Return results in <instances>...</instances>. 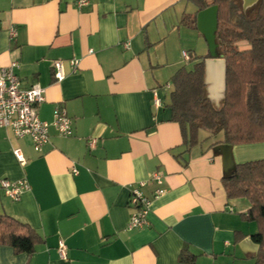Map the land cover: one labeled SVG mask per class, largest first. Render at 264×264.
<instances>
[{
	"label": "crops",
	"instance_id": "0c3cea01",
	"mask_svg": "<svg viewBox=\"0 0 264 264\" xmlns=\"http://www.w3.org/2000/svg\"><path fill=\"white\" fill-rule=\"evenodd\" d=\"M239 1L245 9L258 2ZM77 2L0 0V67L18 60L23 87L45 88L40 117L52 121L62 106L74 128L73 135L60 136L51 127L41 152L29 137L0 128V179L29 184L17 201L0 188V213L29 224L43 239L31 255L0 245V264H254L257 224L243 217L250 201L229 198L223 185L227 172L215 149L223 134L201 130L190 147L172 120L167 81L210 53L199 28L182 21L193 20L197 6L190 0ZM72 58L80 59L76 71ZM55 60L64 65L61 81ZM205 64L207 95L219 104L225 60L213 56ZM93 137L96 146L89 148ZM232 152L235 163L263 159L264 142L233 145ZM155 173L164 176L166 192L153 200L149 224L128 230L131 188L147 181L144 192L152 196ZM61 240L67 258L59 254ZM184 248L194 262L179 260Z\"/></svg>",
	"mask_w": 264,
	"mask_h": 264
},
{
	"label": "trees",
	"instance_id": "16d2710c",
	"mask_svg": "<svg viewBox=\"0 0 264 264\" xmlns=\"http://www.w3.org/2000/svg\"><path fill=\"white\" fill-rule=\"evenodd\" d=\"M190 1L198 12L218 6L217 57L225 60L226 67L220 106H216L206 91L205 60L213 57L210 53L198 61L195 58L192 68L180 67L172 76V120L180 124L184 143L190 147L196 145L201 130L212 135L222 133V139L215 144L264 142V0H258L248 9L239 0ZM197 13L193 20L184 16L182 21L197 28ZM242 43L248 46L241 47ZM222 182L229 198L250 201L251 207L243 217L257 223V232L251 235L258 247L254 264H264V158L235 163ZM42 241L29 224L0 213V245L31 255ZM195 259L186 248L179 256L181 262Z\"/></svg>",
	"mask_w": 264,
	"mask_h": 264
},
{
	"label": "built area",
	"instance_id": "2783aa9c",
	"mask_svg": "<svg viewBox=\"0 0 264 264\" xmlns=\"http://www.w3.org/2000/svg\"><path fill=\"white\" fill-rule=\"evenodd\" d=\"M89 3V0H78L79 7ZM11 37L17 35L15 27L10 28ZM125 42L124 46L128 47ZM91 51V50H90ZM184 57H190L184 52ZM80 59H70V64L74 71L79 66ZM20 67L18 60H13L9 66L0 67V128L9 129L14 136L18 138L29 137L32 140L33 147L37 152H41L44 146L50 141V129L54 127L60 136H71L74 133L73 119L69 116L65 107L57 106L54 109V118L52 121L43 120L39 113V105L45 101V88L39 83L30 87H23L22 81L17 74ZM54 76L57 81L65 78V70L62 60L53 62ZM168 88L170 84H167ZM156 107L162 105V99L156 96L154 100ZM97 138L93 137L89 141V148H94ZM15 155L22 164L26 163V158L20 148L14 150ZM74 174L79 169L72 168ZM156 183V189L152 196L144 192L147 181H139L136 186H132L129 206L131 216L127 226L128 230L142 228L149 224L148 215L151 211L153 200L165 194L164 176L155 173L151 178ZM29 187L27 180H10L8 178L0 179V188L10 199L17 201L22 193ZM67 244L64 240L59 242L58 251L62 258H67Z\"/></svg>",
	"mask_w": 264,
	"mask_h": 264
},
{
	"label": "water",
	"instance_id": "95a60500",
	"mask_svg": "<svg viewBox=\"0 0 264 264\" xmlns=\"http://www.w3.org/2000/svg\"><path fill=\"white\" fill-rule=\"evenodd\" d=\"M257 0H248L247 4H253ZM198 28L205 35L210 53L212 56L217 57V30H218V6L212 5L198 12ZM232 146L229 143H223L216 146L223 157V164L225 171L228 173L235 168V161L232 152Z\"/></svg>",
	"mask_w": 264,
	"mask_h": 264
},
{
	"label": "rangeland",
	"instance_id": "374dc122",
	"mask_svg": "<svg viewBox=\"0 0 264 264\" xmlns=\"http://www.w3.org/2000/svg\"><path fill=\"white\" fill-rule=\"evenodd\" d=\"M246 46H248V44H246V43H242V44H241V47H246ZM196 53H197V55H200L198 52H196ZM192 61H194V60H192ZM192 61H191V62H190V61L187 62V66L190 67V68L193 67V63H192ZM167 82H169L170 87L172 88L173 84H172L171 79H169ZM165 83H166V82H165ZM221 101H222V100H221ZM221 101H220L219 104H216V106H220V105H221ZM255 223H256V222H255ZM256 224H257V223H256Z\"/></svg>",
	"mask_w": 264,
	"mask_h": 264
}]
</instances>
